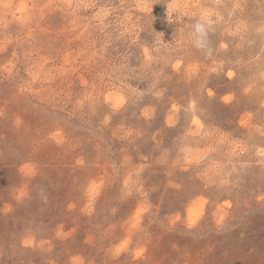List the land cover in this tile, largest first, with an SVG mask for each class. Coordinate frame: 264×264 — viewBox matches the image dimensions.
I'll return each mask as SVG.
<instances>
[{"label":"rangeland","instance_id":"1","mask_svg":"<svg viewBox=\"0 0 264 264\" xmlns=\"http://www.w3.org/2000/svg\"><path fill=\"white\" fill-rule=\"evenodd\" d=\"M0 264H264V0H0Z\"/></svg>","mask_w":264,"mask_h":264},{"label":"clouds","instance_id":"2","mask_svg":"<svg viewBox=\"0 0 264 264\" xmlns=\"http://www.w3.org/2000/svg\"><path fill=\"white\" fill-rule=\"evenodd\" d=\"M211 31V21L207 18V16H203L195 20L192 24L190 33L192 46L208 59L213 57L215 51L210 40Z\"/></svg>","mask_w":264,"mask_h":264}]
</instances>
